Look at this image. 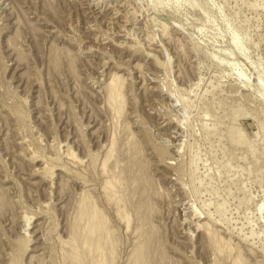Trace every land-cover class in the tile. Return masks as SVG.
<instances>
[{
  "label": "rangeland",
  "instance_id": "obj_1",
  "mask_svg": "<svg viewBox=\"0 0 264 264\" xmlns=\"http://www.w3.org/2000/svg\"><path fill=\"white\" fill-rule=\"evenodd\" d=\"M83 196L104 264H264V0H0V264H69Z\"/></svg>",
  "mask_w": 264,
  "mask_h": 264
},
{
  "label": "bare ground",
  "instance_id": "obj_2",
  "mask_svg": "<svg viewBox=\"0 0 264 264\" xmlns=\"http://www.w3.org/2000/svg\"><path fill=\"white\" fill-rule=\"evenodd\" d=\"M130 6V5H129ZM114 7V6H113ZM115 12V11H114ZM151 20V19H150ZM159 24V23H158ZM164 26V25H163ZM136 29V28H135ZM96 30V29H95ZM122 31V30H121ZM124 35V34H123ZM123 82V80H121ZM120 77H118L117 75H113L110 82L108 83L107 89H106V102L108 103L107 106L109 108H112L113 111L118 112L120 110V107L122 105L121 101H120V97H121V93L120 91L122 89L120 84ZM123 100V99H122ZM116 112H114L116 114ZM113 113V112H112ZM119 113V112H118ZM122 113V112H121ZM117 116V115H116ZM114 118V117H113ZM119 118V117H118ZM115 119V118H114ZM119 120V119H118ZM114 126V125H113ZM113 137V135L111 136ZM114 138V137H113ZM113 140V139H112ZM110 140V146L108 147V151L106 152L102 162H101V169L102 172L105 173V168L107 167L108 164V159H110L109 155H110V151L111 148L114 145V142ZM128 142V141H127ZM70 154V153H69ZM72 156V155H71ZM33 159V158H32ZM71 159V157H70ZM74 161V160H73ZM35 162V161H34ZM47 170V168H46ZM116 170V169H115ZM51 172V171H50ZM109 173V172H108ZM113 173V172H112ZM121 173V172H120ZM107 176V174H106ZM115 176V175H114ZM105 177V176H104ZM116 178V177H115ZM114 179V177L112 176V174H110L108 177L103 179V183H102V190L105 193V196H109L112 197L114 195L113 192H115L114 190V186L112 185V183H114L112 180ZM117 181V179H116ZM117 183V182H116ZM122 183V182H121ZM118 184V183H117ZM123 186V185H122ZM116 188V187H115ZM118 189V188H116ZM122 189V188H121ZM118 191V190H117ZM89 194V193H88ZM116 195V194H115ZM118 195V194H117ZM117 195L115 197H117ZM88 196V195H87ZM106 196V198H107ZM108 197V198H109ZM114 197V196H113ZM112 197V198H113ZM88 198V197H87ZM85 196H83V198L81 199V202L79 204V209H78V213L76 218L74 217V222L73 224L70 226V250L67 251V253L69 252V257L67 261H69V264H84L85 260L82 259L83 253L87 256V258L89 257L90 259V263L88 264H104L105 261L107 259L105 253H108L107 251L105 252V248L108 245L107 243L109 242H113L110 239V230L107 228L105 222H104V217L99 213V211L94 207V205L92 204V202L88 201ZM107 198V199H108ZM120 198V197H119ZM111 199V198H109ZM94 200V199H93ZM125 200V199H124ZM111 201V200H109ZM117 201V200H116ZM95 202V201H94ZM110 203V202H109ZM112 203V202H111ZM117 203V202H116ZM119 204V201H118ZM116 206V205H115ZM114 206V207H115ZM124 207V206H123ZM122 208V207H121ZM120 208V209H121ZM117 208V210L115 211V214L119 215V222L125 218L126 215L122 214L121 211L124 209L122 208V210H120ZM118 210H120V212H117ZM124 213V212H123ZM128 213V212H127ZM126 214V212H125ZM116 215V216H118ZM127 217V216H126ZM118 218V217H117ZM126 219V218H125ZM124 219V220H125ZM106 221V220H105ZM190 221V220H188ZM123 222V221H122ZM126 222V221H125ZM127 223V222H126ZM125 223V224H126ZM129 223V222H128ZM127 227H129V224L126 225ZM199 226V225H198ZM206 227V226H205ZM201 229V228H200ZM207 230V229H206ZM209 231V230H208ZM112 233V232H111ZM205 233V232H204ZM207 233V232H206ZM210 238V237H209ZM214 238V237H213ZM208 240V239H207ZM214 240V239H213ZM219 240V239H218ZM212 241V238H211ZM66 242V241H65ZM68 242V241H67ZM64 243V242H63ZM67 244V243H66ZM111 243H109L110 246ZM213 244V243H212ZM219 244V243H218ZM69 245V243L67 244ZM65 245V246H67ZM142 244H140L138 246V248L136 249L135 256L132 262V264H142L143 260H142V249L143 246H141ZM209 245V244H208ZM137 247V246H136ZM222 247V246H221ZM220 249V248H219ZM217 249V250H219ZM231 250V249H230ZM224 251V250H223ZM227 251V250H226ZM113 252V251H112ZM221 252V251H220ZM225 252V251H224ZM228 252V251H227ZM111 257V256H110ZM132 257V258H133ZM111 261V260H110ZM130 261V260H129ZM238 261V260H236ZM85 262V263H86ZM113 262V261H112ZM66 263V262H65ZM107 263V262H106ZM67 264V263H66ZM130 264V263H129Z\"/></svg>",
  "mask_w": 264,
  "mask_h": 264
},
{
  "label": "water",
  "instance_id": "obj_3",
  "mask_svg": "<svg viewBox=\"0 0 264 264\" xmlns=\"http://www.w3.org/2000/svg\"><path fill=\"white\" fill-rule=\"evenodd\" d=\"M166 21L171 24V22L169 20H166Z\"/></svg>",
  "mask_w": 264,
  "mask_h": 264
}]
</instances>
